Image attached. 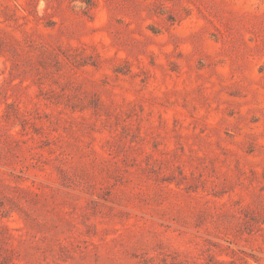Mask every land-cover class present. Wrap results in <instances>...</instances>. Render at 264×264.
Returning <instances> with one entry per match:
<instances>
[{
	"label": "rangeland",
	"instance_id": "obj_1",
	"mask_svg": "<svg viewBox=\"0 0 264 264\" xmlns=\"http://www.w3.org/2000/svg\"><path fill=\"white\" fill-rule=\"evenodd\" d=\"M0 264H264V0H0Z\"/></svg>",
	"mask_w": 264,
	"mask_h": 264
}]
</instances>
